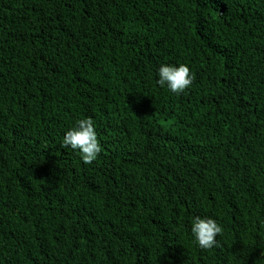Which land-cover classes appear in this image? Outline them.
<instances>
[{
	"label": "trees",
	"instance_id": "obj_1",
	"mask_svg": "<svg viewBox=\"0 0 264 264\" xmlns=\"http://www.w3.org/2000/svg\"><path fill=\"white\" fill-rule=\"evenodd\" d=\"M0 264H264V0H0Z\"/></svg>",
	"mask_w": 264,
	"mask_h": 264
},
{
	"label": "clouds",
	"instance_id": "obj_2",
	"mask_svg": "<svg viewBox=\"0 0 264 264\" xmlns=\"http://www.w3.org/2000/svg\"><path fill=\"white\" fill-rule=\"evenodd\" d=\"M157 77L158 86L166 87L175 94L184 92L193 81V76L186 64L178 66L162 64L157 71ZM62 146L77 151L85 164L94 161L100 152V144L93 120L89 117L76 121L64 133ZM190 224L191 235L199 248L211 249L216 245V237L222 233V226L216 219L195 216Z\"/></svg>",
	"mask_w": 264,
	"mask_h": 264
}]
</instances>
